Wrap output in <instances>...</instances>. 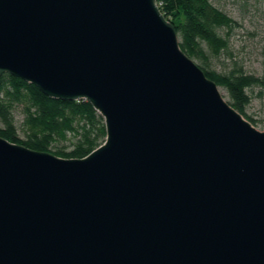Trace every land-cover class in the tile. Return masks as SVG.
<instances>
[{
  "label": "water",
  "instance_id": "water-1",
  "mask_svg": "<svg viewBox=\"0 0 264 264\" xmlns=\"http://www.w3.org/2000/svg\"><path fill=\"white\" fill-rule=\"evenodd\" d=\"M2 74L106 137L82 159L0 137V264H264V131L155 0H0Z\"/></svg>",
  "mask_w": 264,
  "mask_h": 264
},
{
  "label": "trees",
  "instance_id": "trees-1",
  "mask_svg": "<svg viewBox=\"0 0 264 264\" xmlns=\"http://www.w3.org/2000/svg\"><path fill=\"white\" fill-rule=\"evenodd\" d=\"M164 18L177 34L179 47L217 87L225 90L228 104L251 125L244 109L250 102L248 91L264 90V78L248 75L240 69L217 74L208 69L211 58L228 49V33L237 24L213 7L209 0H155ZM196 60L198 63H196ZM20 115L19 138L14 115ZM0 137L10 143L64 159H82L104 143L106 133L102 117L89 102L54 100L35 86L9 74L0 76ZM68 142V145L59 146Z\"/></svg>",
  "mask_w": 264,
  "mask_h": 264
},
{
  "label": "rangeland",
  "instance_id": "rangeland-1",
  "mask_svg": "<svg viewBox=\"0 0 264 264\" xmlns=\"http://www.w3.org/2000/svg\"><path fill=\"white\" fill-rule=\"evenodd\" d=\"M210 4L232 19L237 25L228 33V49L218 57L211 58L208 69L217 74H227L240 69L248 75L264 78V0H209ZM196 63L197 60H196ZM221 96L228 101L225 90L218 87ZM250 102L244 114L252 118L253 127L264 131V90L260 87L248 91ZM244 118V117H243ZM20 115L15 113L14 120L19 138L24 139L20 130ZM68 145V142L59 146Z\"/></svg>",
  "mask_w": 264,
  "mask_h": 264
}]
</instances>
